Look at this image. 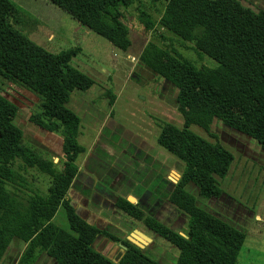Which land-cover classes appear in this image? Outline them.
I'll use <instances>...</instances> for the list:
<instances>
[{"label": "trees", "instance_id": "1", "mask_svg": "<svg viewBox=\"0 0 264 264\" xmlns=\"http://www.w3.org/2000/svg\"><path fill=\"white\" fill-rule=\"evenodd\" d=\"M48 1L114 48L130 50V30L122 21L123 13L142 0ZM158 1L169 3L193 21L195 48L217 63L212 76L206 78L190 61L157 40L149 41L139 56L144 68L178 90L184 126L165 123L157 143L184 164L169 202L188 217L187 234L183 236L126 198L109 195V200L118 211L176 247V264H237L245 232L200 207L187 190L193 184L201 198H219L223 191L218 179L227 175L235 157L221 143L210 142L191 128L211 135L217 120L264 150V11L254 12L239 0ZM17 12L11 0H0V78L39 98V110L30 121L62 138L65 158L59 167L52 157L24 143V133L14 122L19 108L0 90V264L17 239L26 244L17 264H35L43 253L55 264H161L129 240L119 239L76 213L68 193L80 173L78 159L87 150L78 141L81 119L67 104L74 91L87 92L95 81L72 65L76 50L51 53L15 29L10 18ZM114 99L111 95L112 105ZM29 169L49 177L46 193L30 187L25 176ZM61 210L67 227L55 222ZM100 236L127 248L117 263L93 248Z\"/></svg>", "mask_w": 264, "mask_h": 264}, {"label": "rangeland", "instance_id": "2", "mask_svg": "<svg viewBox=\"0 0 264 264\" xmlns=\"http://www.w3.org/2000/svg\"><path fill=\"white\" fill-rule=\"evenodd\" d=\"M11 1L18 7L17 14L10 18L15 29L51 53L76 50L72 65L95 81L87 92L74 91L67 104L81 119L78 141L87 150L78 159L82 171L80 182L85 174L96 173L94 170L113 185L120 174L144 181L146 188L140 184H128L119 176L116 183L120 186L123 181L121 190L103 184L98 196L103 199L101 192H106L125 198L126 193L140 196L144 191L154 192L155 198L161 201L159 205L149 207L154 217L186 235L188 217L180 214L169 202V194L181 178L184 164L157 143L165 123L178 128L184 126L183 116L178 111V90L144 68L139 56L149 41L157 40L162 47L183 56L204 77L210 78L217 63L195 48L191 40L197 32L193 21L167 2L142 0L141 5L124 10L122 21L129 28L132 41L130 50L124 52L48 0ZM239 1L254 12L264 11V0ZM160 35L165 39H160ZM0 90L19 108L14 122L24 133V143L36 148L45 157H52L60 167L64 161L62 138L30 121L32 113L39 110V98L2 78ZM111 95L115 98L113 105L110 103ZM191 131L210 142L221 143L233 153L235 160L227 175L218 179L223 191L219 198H201L193 184L187 190L197 198L200 207L245 232L246 240L237 264H264V150L255 140L225 127L217 120L211 126V135L195 126ZM25 176L31 188L43 194L47 192L49 177L32 169ZM33 180L36 183H32ZM81 190L82 186L73 189L69 198L86 208L78 210L90 224L94 219L100 228L121 240H128L136 229L143 231L153 238L141 249L147 257L161 264L177 263L179 250L176 247L115 207L108 209L100 218H93L91 211L99 210L100 203L91 204L80 199ZM94 212L98 214L96 210ZM55 222L68 226L62 210L57 213ZM120 245L100 236L93 248L117 263L125 252ZM25 248L24 242L14 240L1 264H17ZM35 264L55 262L43 253Z\"/></svg>", "mask_w": 264, "mask_h": 264}, {"label": "crops", "instance_id": "3", "mask_svg": "<svg viewBox=\"0 0 264 264\" xmlns=\"http://www.w3.org/2000/svg\"><path fill=\"white\" fill-rule=\"evenodd\" d=\"M80 128H81V126H80ZM49 133V132H48ZM87 153V152H86ZM85 153V154H86ZM84 154V155H85ZM80 167V166H79ZM96 173H91L92 175H90V176H88V175H86L85 174V176H84V178L82 179V181L80 182V178H81V175H82V171L80 170V173H79V175H78V177L74 180V182H73V184H72V187H71V189L73 190V189H76V188H78L79 186L81 187L82 186V188H83V190H81L80 191V193H79V195H80V199H82V200H84V201H86L87 203H91V204H98V201H99V203H100V206H98V205H95V206H98L99 207V210L98 209H95L97 212H98V214H96L94 211L95 210H92L91 211V214H92V217L94 218V217H101V216H103V214L105 213V212H107V210L108 209H110V208H114L115 206H114V204L110 201V200H107V199H109V195L108 194H106V192H101V194H102V197H103V199H101L99 196H98V191H101V190H99V187H98V185H102L103 186V184L104 185H109V186H112V187H118V189H120L121 190V186H122V184H123V181L120 183V186H119V183H116L117 182V180L119 179L118 177L119 176H121L122 178H124V179H126V183H128V184H131V183H135V184H140V185H142V186H144L145 188H146V185H147V183L146 182H144V181H141L140 182V180L138 181V180H136V179H130L129 177H125V175L124 174H120V175H118L116 178H115V182H114V184L115 185H113L112 183H108V182H106V180L96 171V170H94ZM151 180H153L152 178H151ZM86 181V182H85ZM146 181L148 182V179L146 178ZM85 182V184H83ZM176 184V183H175ZM141 186V187H142ZM95 188H97V190H95ZM72 190H70L69 192L71 193V191ZM94 190H95V192H94ZM69 194V193H68ZM124 197L128 200V201H130V197L131 198H134V202H132V201H130L131 203H134V204H139L140 205V207L146 212V213H148L149 215H151V216H155L154 215V213L149 209V207H151V205H159L160 204V200H158V199H156L155 198V196H154V192H151V191H144V193L142 194V195H140V196H137V195H135V194H132V193H126L125 195H124ZM158 201V202H157ZM72 204L74 205V207H75V209H76V213L79 215V216H81L83 219H85V216L78 210V208H83V210H85L86 208L84 207V206H82V205H78V204H76V202L75 201H72ZM116 208V207H115ZM156 208V207H155ZM176 209V208H175ZM117 210V209H116ZM177 210V209H176ZM85 212V211H84ZM180 214H182L181 212H179ZM183 215V214H182ZM185 216V215H184ZM96 219V218H95ZM87 222H89L87 219H85ZM90 223V222H89ZM91 224H95V225H97L96 223H95V221H94V219H93V222L91 223ZM97 227L98 228H100L99 227V225H97ZM100 229H102V228H100ZM103 230V229H102ZM148 230V229H147ZM150 231V230H149ZM141 232H143V231H141ZM145 235H147L152 241H153V238L150 236V235H148V234H146L145 232H143ZM124 254V253H123ZM122 254V255H123Z\"/></svg>", "mask_w": 264, "mask_h": 264}, {"label": "water", "instance_id": "4", "mask_svg": "<svg viewBox=\"0 0 264 264\" xmlns=\"http://www.w3.org/2000/svg\"><path fill=\"white\" fill-rule=\"evenodd\" d=\"M65 158V156H64ZM183 235V234H182ZM186 236V235H183ZM128 240L135 245L136 247L140 248V249H144L145 246L149 243L152 242V240L145 235L143 232H141L140 230H134V232L128 237ZM120 247L126 251L127 248L123 245H120Z\"/></svg>", "mask_w": 264, "mask_h": 264}, {"label": "clouds", "instance_id": "5", "mask_svg": "<svg viewBox=\"0 0 264 264\" xmlns=\"http://www.w3.org/2000/svg\"><path fill=\"white\" fill-rule=\"evenodd\" d=\"M129 199H130V201L134 202V198H131V197H130Z\"/></svg>", "mask_w": 264, "mask_h": 264}]
</instances>
